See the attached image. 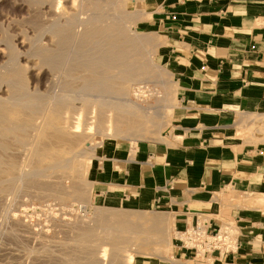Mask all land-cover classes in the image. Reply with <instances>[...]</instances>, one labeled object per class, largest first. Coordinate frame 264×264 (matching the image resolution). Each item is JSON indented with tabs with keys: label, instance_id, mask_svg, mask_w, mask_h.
<instances>
[{
	"label": "crops",
	"instance_id": "0c3cea01",
	"mask_svg": "<svg viewBox=\"0 0 264 264\" xmlns=\"http://www.w3.org/2000/svg\"><path fill=\"white\" fill-rule=\"evenodd\" d=\"M147 2V26L164 39L158 59L178 87L174 133L169 142L139 143L134 156L115 149L99 169L96 196L110 188L117 199L133 196L176 215L179 230L212 212L219 195L231 206L223 218L242 234L237 251L214 264H264V207H238V195L264 188V147L236 140L226 123L264 113V0ZM172 255L187 261L175 247Z\"/></svg>",
	"mask_w": 264,
	"mask_h": 264
},
{
	"label": "rangeland",
	"instance_id": "374dc122",
	"mask_svg": "<svg viewBox=\"0 0 264 264\" xmlns=\"http://www.w3.org/2000/svg\"><path fill=\"white\" fill-rule=\"evenodd\" d=\"M44 1H45V4L46 3L47 4L48 3H51V4L54 3V2H48V1H52V0H44ZM55 1H56V4H57V2H60V5H57L58 7L56 6V4L54 5L55 10L57 11L58 15L59 14L60 15L56 16L59 18L55 17L53 19L54 23L56 24V25L54 24L55 27H53V28L56 29V31L54 29H52V30L57 32V29H59L57 33L58 34L60 33V35L57 38V35H58L57 33L53 34L54 32H51L52 36H50L51 34L48 33L50 35H45V37H43V40H41V43L47 47V50L50 49L51 51H53L52 53L55 54V52L56 53L59 52V53H57L58 57L55 56L56 60H54V61H56V62L60 61V62H58V64H59V66L57 65L58 68L55 69L53 66L54 71L51 70L52 73H50V69H48V67L45 66L47 64L44 65L43 63H41L40 65L43 66V70H45L44 73L47 75L48 78H51V75H52L54 77V78L52 77L54 80L56 79L60 83L63 81V83L66 84V87L68 86L66 88L67 90L65 88H60L61 85L60 86L58 85V87H55L54 89H50V88L47 89L46 85L43 86V83H42V85H40V84L35 83L32 80H31L32 82H30V80H29L27 85H26L27 87L23 86L24 89L28 88V90L27 89L22 90L24 92V94L22 92L20 93L16 89V91L18 92L17 97L19 95H21V97L20 96L19 97L21 99L22 98L26 99V100H24L25 102L32 100V102H30V103H33V105H35L34 102L37 103L38 101H40V102L42 101V103H44L47 101L46 100L47 98L50 99V97L61 96L63 93L64 94L68 93L69 95L71 94L70 96L74 97V95H76L78 93V92H76V89L79 86H81V84L83 83V79L88 76V73L86 71H83L81 68H79L77 71H74L72 73L67 74V72H66L68 70L67 66L70 65L71 60H69V59L72 56V55H70V53L71 54L76 53L77 55L80 53L82 56L83 53H85L87 51L88 44H85V43L81 44L80 42L78 43L77 41H76L77 42L76 43L73 41V39L68 40V38H70L69 36H71L70 30H75V32L80 33L83 29V31L85 32V29L82 28V26L76 24V23H79V22H76V21H78L79 18L83 19L84 17L85 18H92V17L98 18L100 16L98 19L100 21L101 20L102 21L98 24V26H104L105 27V25L108 23L107 18H109L111 14L117 13V14H119V15L116 14L117 17H116V15H114V16L112 15L111 17H112V19H114V17H115V19H117V23L119 21L121 23V25L124 22V25H122L121 27H122L123 31L125 30L124 32H126V31L127 32L126 33L123 32V35H125V34L127 35L129 33L132 36L134 35L136 37H140L142 39L148 40L145 45L144 44L138 45L137 51L140 54L139 57H135V59L132 58V60H127V61H138L142 65L147 64L146 68L144 66L145 70L142 71L140 73V76L136 77V79H135V80H137V85L135 84L136 86L133 85V87L130 88L129 99H130V101H133L135 103H138L141 101V104L144 107H146L148 109H153V111L152 110L150 111L151 115L148 117V119L150 122L154 121V123L155 124L157 123L158 125L156 124V126H157L156 127V126H154L155 125L154 123H152V124L150 123L151 125L149 124V125L145 126V129L141 132V136L136 137V138L124 137L123 139L122 138L114 139V138H111L110 135L106 136V138H105L106 133L104 135L102 134L101 136L94 137L95 142H98L95 146H97V145H99V146L95 147L97 149H95V154L93 155V158L90 160L89 165H86V164L84 165V163H85L84 160H81L82 161V163H81L82 166H80L81 167V177L83 176L82 177L83 179H81V183L74 186L73 184H71L72 181H70L69 178L65 177L64 179L57 181V183H59V184H57V183L49 184V186L51 185L50 187H48L47 185H46L47 187H44V185H41V184L35 182L34 180H30L29 182L27 181V183H25L27 185H23L24 183L23 184H21V183L16 184L17 182H19L20 173L22 171L21 174H23V172H24L23 168H25L27 166L26 165L27 163H26V161H24V162H22V160L20 161V159H18L16 157L17 155L14 153H17V154L18 153L20 154V152L24 153V151L26 149H25L24 143L22 142V138L25 139L27 136L23 137V136L19 135L18 130H14V129H16V127L14 125L6 126V128H9V129H11V131L12 130L14 131V133H15L14 135L20 136L21 138L19 140H21V141H19V144L16 143L14 141L15 136H13L14 139L12 138L13 131L10 132V130L8 132L10 134L12 133V135L10 136V141H8L9 140L8 137H4L5 139H3L2 141L0 140L1 141L0 143H2V144H0V170L1 171L3 170L6 174V171L8 168L7 165H9L10 163L13 164V162H14V163H16V165L13 164V166L14 165L17 166L18 160L21 162V164L19 163L17 168L15 167V169L12 168V170H11L12 172H14V174L17 173L16 176H18V177H15V175L11 171H10L11 173L9 172L11 174L10 176L8 174L5 175L4 172L2 173L0 171V261H1L0 264H87L88 262H90L88 264H92L94 259L92 260L89 255L94 254L93 253V251H94L93 247H95L94 252L96 253L95 256H97V257L99 255H101V253L99 251L102 250L103 247L107 250L105 264H122L124 262L123 259L127 255H130V256L132 255L131 257L134 259L132 264H196L195 262L180 261L176 258L172 259V261L170 259L168 260V258H170L172 256V248L170 246H168L169 245L168 243L171 242V239L173 237L172 231H174L176 229L175 228V221H174L176 215L167 214V213H165V211H160V210H150L148 204L147 205H143V204L139 205L138 200L133 196H128L127 198L123 199L122 196L119 194L118 195L119 199H117L116 198L117 194L114 192V190L112 188H110L107 197H106V195L104 197H97L96 193H95V186L100 181V180H97V174L99 173V169L101 166H103V164L106 165L108 163V160H112L113 158H115V156H114L115 149H123V148L128 149L130 151V154L134 156L135 155L134 152L136 151L137 145L139 143H141V142H165V141L169 142V138L167 137V135H169V133L170 134L174 133V130L171 128H173V125H172L173 124V122H172L173 110H174V108L178 107V103H177V99H176L178 87L175 84V82L172 80V78L169 74V71L167 70V67L162 63V61H160L158 59V51L163 46L164 39L161 35L154 32V30L152 28H149L147 26V22H149L152 19V15L149 12V9H147V7H146L147 5H149V3L147 2V0H116V1L113 0L114 7H116V10H114L115 8H113V3H112V6H111V4L101 5L100 7H98L100 10L98 8L92 9L93 8L92 6H94V5L87 4L86 5L87 6L86 11L87 12L86 11L82 12L79 10L76 11V9H78L76 6H75V8H74V6L73 7L71 6L70 1H72V0H70V1L69 0H55ZM77 1H79V0H77ZM21 3H22L21 0H0V28H1L0 29V37L3 38L2 40L0 38V44L1 45L8 47L9 46L8 44H10L11 45L10 48H15V45H16L15 38L20 39V37L25 36V37L29 38L28 40H30V37L33 35V32L39 33L41 31H43V29H42L43 28V22H44L45 17H46L48 5L46 4V10L43 9V12L41 11L42 14L40 15V10H42L40 6H37L39 9H37L36 6H29L27 4H25V6L22 7L21 5H23V3L22 4ZM74 4H77V3L75 2ZM90 5L92 8L89 7ZM108 6H109V8H108ZM30 7H33V9H35V10L33 11V9ZM71 7L75 11V13L78 12V14L76 13L77 14L76 17L78 19L75 17V15H72L74 11H72ZM26 10L28 11V13ZM37 10L39 11V13ZM112 11H114V12L112 13ZM33 13L37 14V15H35V17H34ZM86 13H87V15H86ZM28 14H29V16H33L34 18L33 17L29 18ZM71 15L73 17H75V19H76L75 21L73 20V22L70 19L72 17ZM131 15H132V17H131ZM101 16L102 17L104 16V17L102 18ZM118 16H120V17H118ZM47 17H48V15H47ZM73 17H72V19H74ZM111 17H110V19H111ZM35 18H38V19H35ZM31 19H32V21H31ZM42 19H44V20H42ZM55 19H57L58 22H56L57 20H55ZM126 19H127V21H126ZM38 20H41L42 22L38 21ZM68 20L71 21L72 24H70V22ZM25 21L27 24L29 22H31V24L34 23V25H30V24L27 25L25 23ZM35 21H37L38 24ZM63 21H64V23H65V21H68L67 25H66V23L64 24ZM40 23H42V25H40ZM58 23L62 24V26L60 25V27H63V25L65 26V28L68 25H71L72 27H67V29H65L63 27L65 30L62 31L63 28L60 30V28L57 27ZM35 25H37V26L39 25V26L37 27ZM34 26H35V28H34ZM77 26L79 28H76ZM31 27L34 30L33 29L31 30ZM38 28H40V29H38ZM35 29H37V30H35ZM67 30H69L70 33L67 32ZM23 31L27 34V36ZM31 31H32V33H31ZM59 31H61V32H59ZM22 32H23V35H22ZM66 33H68L69 35L65 38V37H63V35L64 36L67 35ZM77 33L72 34V35H76ZM53 36H55V37L53 38ZM59 37H61V38H59ZM126 37H128V35ZM72 38H74V37L72 36ZM45 39L49 40V42ZM65 39H66V41H65ZM3 40H5V41L7 40V42L4 44V43H2ZM8 40L10 43H8ZM11 40L15 45H12L13 43L11 42ZM31 40H33V38ZM28 43H31V42L29 41ZM79 45H81V46H79ZM12 46H14V47H12ZM57 47H59V48H57ZM74 47L76 49L78 48L79 50L78 49L76 50ZM89 47H90V45H89ZM80 48H81V50H80ZM50 50H49V52H50ZM73 50H74V52H72ZM60 52H61V54H60ZM63 52L65 53V55L63 54ZM62 56L65 58H62ZM80 57H79L80 60L77 57V61L82 62V60H84V59H83V57H82V59ZM58 58H59V60H58ZM40 59L42 60L44 58L42 57ZM44 60L47 62L46 59H44ZM44 60H42V61H44ZM67 60H68V62H67ZM33 61H35V63H38L39 60L33 59ZM73 64H75V63H73ZM73 64L71 66L72 68H73ZM61 66H62V69H61ZM77 66H79V64H77ZM71 67L69 66V68H71ZM47 69L49 70V72ZM59 69H61V70H59ZM64 69H65V71H64ZM47 73H49L50 75ZM61 74H63V75H61ZM66 75H68V76H66ZM78 75L79 76L81 75V77H79L80 82L77 79ZM73 79H75V80H73ZM32 84H34V85H32ZM35 85H37V86H35ZM34 86H35V88L40 87L41 89L38 88V90H37L35 88H32ZM70 86L71 87L73 86V88H71ZM34 90L38 91V92H35ZM31 91L34 92L35 94L32 93ZM17 92L16 93L13 92V93L17 94ZM25 92L30 97L25 96L26 95ZM73 92L74 93L76 92V94H74ZM13 93L10 92V94L12 96H13ZM22 94H23V96H22ZM137 94L141 98H137V97L133 96V95H137ZM107 95H109V97H107ZM107 95H106V98H108V99L112 98V96L110 94H107ZM113 96L119 97V95H117V94L113 95ZM24 97H26V98H24ZM27 97H29V98L27 99ZM81 97H85V96H81ZM81 97L78 98L76 96V97H74V99H77V98L80 99ZM15 98H16V95H15ZM27 103L30 104L29 102H27ZM33 105L31 104V106H33ZM76 106H79V107H76L77 110L75 111V114L77 112L78 115L81 114L83 116V113L85 115V112L83 110V109H85V108H83L84 106L81 107L80 104L76 105ZM88 106H89V110L92 109L91 108L92 105L91 106L88 105ZM158 106H159V108L157 111L156 108ZM170 107H171V111H169V114H167L168 108H170ZM91 112H89V116L87 114L86 118H90V116L92 118ZM75 114H74V116H75ZM75 117L77 118V116H75ZM83 122H84V124H88V122L90 123V121L88 119H85V116H84ZM226 123H228L229 125H233L235 127L234 132H231V133H233V136L235 134L234 137L236 140L248 142V143H251V145H257V146L261 145L264 147V113L263 112L254 113V114L241 113V114L236 115L234 117V119H231V120L227 121ZM83 128L84 127H82V129ZM107 134H108V130H107ZM11 138L13 141L11 140ZM28 138H31V134L28 135ZM48 138H51L50 134L48 131H45L44 139H48ZM16 139H17V137H16ZM133 140H134V142H133ZM9 142H11V145ZM6 143H7V145H5ZM2 145H4L6 148V149L4 148V151H2L3 149H1L4 147V146L2 147ZM19 148L20 149L22 148L21 151H19L20 150ZM15 150H16V152H15ZM17 151H19V152H17ZM9 155H11L10 157L12 160L10 159ZM8 157H9V163L7 164L8 160L6 161V159ZM10 160L13 162H10ZM5 162H6V164H5ZM22 163H23V165H22ZM4 164L6 165V168H4L5 167ZM86 166H87V168H85ZM2 167L4 169H2ZM82 167H83V169H82ZM19 168L21 169L20 171H18ZM84 169H86V170H84ZM28 170L29 169H27V171ZM27 171H25L24 173H26ZM82 171H84L85 173ZM86 171H87V173H86ZM2 174H4V175H2ZM58 175L56 177H59L61 174L59 176ZM6 179L10 180V182H8V180L6 181ZM4 181H6L8 183L5 184ZM31 181H32V183L34 182L33 183L34 185L31 184ZM48 181H49V179H48ZM1 183H3V184H1ZM11 183H13V184H11ZM40 185H41V187H40ZM52 185H54V186H52ZM84 185H86V186H84ZM73 187H74V189H72ZM46 188L48 190H45ZM52 188H53V190H51ZM57 188H59V190ZM35 190H37V191H35ZM75 195H77V198L79 196H81V198L77 199V198H75L76 197ZM218 196L219 195H216L215 196L216 198L213 199V201H212L213 202V211L208 212L209 214H205V215L211 219L214 218V219H217L218 221H222V222L227 221L228 222V220H225L223 218V216L225 215V213L227 212V210L231 206H229L226 203H223L221 205L222 202L216 200V199H218L217 198ZM238 196L241 197V200L239 199V197L237 198V199H239L238 200V207H247L250 209H255V208L259 209L260 207H264V188L257 191V192H255V191H247L246 192L245 191L244 193H242ZM219 204L221 205L222 209H220ZM101 212L102 213L108 212L110 214L113 213V214H122L124 216H129V218H127V219H129V222H131V223H129V225L131 224V227L133 229L131 227H129L130 230H128V231H131V232H127V230L122 231L120 229L122 233L120 232V230L117 229V233H118L117 234L115 232L116 230L113 229V227L116 224L112 225L113 227H111V224H108V223L113 224V222L115 223L116 218H114L113 216H110L112 221L110 220V218H108L109 220L101 218V220H108L109 222H107V223L103 222L102 223V221H101L99 223L100 220L97 218V215ZM5 214H7V215H5ZM158 216H163L162 223H160V221H157L156 217H158ZM80 219H81V222H80ZM113 220H115V221H113ZM73 221H74V223H73ZM86 223H87V225H86ZM79 224H80V226H79ZM155 224L157 225V228H159L163 233L164 241L161 243L159 242L158 239L162 238V237H160L162 235L156 234L155 233L156 228L154 229L153 227H151ZM88 226H89V228H88ZM84 227H86L85 229L87 231V234H88V232L89 233L91 232L89 237L83 236V233L85 231H82V230H84ZM104 228H105V230H104ZM106 228H109L108 230H110V231L112 230V232H111L112 234L108 233V230L106 231ZM150 228H152V229H150ZM132 231H134V232H132ZM113 232H115V233H113ZM135 232H138L139 234L136 235ZM132 233H134V234H132ZM100 234H101V236H100ZM88 238H89V240H88ZM92 239L95 241V244L93 243L94 241ZM102 239L107 240V241H104ZM101 241L106 242V244L104 242L101 243V244H103L102 245L103 247L99 245ZM89 242H91V243H89ZM108 242H109V244H108ZM88 244H91L94 246H90ZM116 244L118 245V247L116 246ZM86 246H87V248H86ZM97 246H99V247H97ZM113 246H114V248H113ZM110 247L112 250L110 249ZM128 249H129V251H128ZM91 250H92V252H91ZM96 250L99 253H97ZM124 250H127L128 253H127V251L125 253ZM112 251L114 254L111 255ZM97 254H99V255H97ZM110 258L112 261L110 260ZM113 259H115L116 261ZM107 261H108V263H107ZM94 262L96 264H98L97 260H94ZM95 263H93V264H95Z\"/></svg>",
	"mask_w": 264,
	"mask_h": 264
},
{
	"label": "bare ground",
	"instance_id": "6f19581e",
	"mask_svg": "<svg viewBox=\"0 0 264 264\" xmlns=\"http://www.w3.org/2000/svg\"><path fill=\"white\" fill-rule=\"evenodd\" d=\"M114 1H116V0H114ZM21 2L23 3V5H21L22 7H24L25 4H27L29 6H36V7L40 6L42 9V10H40V15L42 14L43 9L46 10V4L47 3L45 4L44 0H21ZM48 2H54V3H52V4L48 3L47 4L48 6H47L46 17H45V20L42 19V20H44L43 28H42L43 31L39 32L40 34L33 32V35L30 37V40H28L29 38H27L25 36L20 37V39L15 38L16 45L11 40V42L13 43V44L12 43L11 44L15 45V48H10L11 45L8 44V43H10L9 40L7 43L9 45L8 47L0 44V62L2 63V64L0 63L1 64L0 65V140L2 141L3 139H5L4 137H8L9 138L8 141H10V136L12 135V133L10 134L8 132H9V130H10V132H12L13 130L11 131V129L6 128V126H8V125H14L16 127V129H14V130H18L19 135H21L23 137L27 136L25 139L22 138V142L24 143V146L26 149V150L24 149L25 150L24 153L20 152V154L22 153L20 155L19 153L17 154V153L13 152L14 154L17 155L16 157L18 159H20V161L21 160H22V162L26 161L27 166L25 168H23L24 172L27 171V169H29L26 173L23 172V174H21L22 173V171H21L20 176H19V182H17L16 184H18V183L23 184L24 183L23 185H27V184H25V183H27V181L29 182L30 180H34L35 182H37L41 185H44V187H47V186L50 187L51 185L49 186V184L57 183V181H60L61 179H64L66 177V178H69L70 181H72L71 184L76 186L77 184L81 183V179H83L82 178L83 176L81 177V167H80V166H82L81 160H84V162H85V163L83 162L84 165L85 164L89 165L90 160L93 158V155L95 154V149H97L95 147L99 146V145L95 146L98 142H95L94 137L101 136L102 134L104 135L106 133L105 138H106V136H109V135L111 138H114V139H116V138H122L123 139L124 137L136 138V137L141 136V132L145 129V126L149 125L150 123L151 124L154 123V121L150 122L148 119V117L151 115L150 111L151 110L153 111V109H148V108L144 107L141 104V101L138 103H135L133 101H130V99H129L130 88H132L133 85L134 86L137 85V80H135V79H136V77L140 76V73L142 71L145 70L144 66L146 68L147 64L145 65L143 63L144 65H142L138 61H127V60H132V58L135 59V57H139L140 54L137 51L138 45L139 44L145 45L148 40L142 39L140 37H136L134 35L132 36L129 33L127 34L128 37H126L127 36L126 34H125L126 36L123 35V32L125 30L123 31L121 26L124 25V22L121 25V23L119 21L117 23V19H115V17H114V19H112V17H111L112 15L114 16L117 13L111 14L110 15L111 19H110V17L107 18L108 23L106 22L107 24L105 23L106 25L104 24L105 25V27H104V26H98V24L102 21V20L100 21L98 19L100 16L98 18L97 17H92V18H85L84 17L83 19L82 18L78 19L76 17L78 12H76L77 13L76 14L75 11L72 9L73 6H74V8L76 6L78 8V9H76V11L79 10V11L83 12V11H86V8H87L86 5L87 4H92V5H94V6H92L93 8L91 7V5L89 7H91L92 9H97L98 7H100L101 5H104V4H107V5L111 4V6H112V3H113V8H115L114 10H116V7H114L113 0H103V1L102 0H79V1L72 0V1H70L71 6H72L71 9H72V11H74L72 15H75V17L78 19V21H76V22H79L76 24L82 26V28L85 29V32L82 29L83 32L82 31L80 33L78 32L80 34L79 35L77 32H75V30H70L71 36H69L70 38H68V40L73 39L74 42L77 41L78 43L80 42L81 44L82 43L88 44V47H87L88 49H87V51L85 50L86 52L84 51L85 53H83L82 56L80 53L78 55L76 53H74V54L70 53V55H72L71 58L69 59L67 57L69 60H71L69 66L71 67L73 63H75L76 65L73 64V68L72 67L69 68V66L66 65L68 67V70L66 72H67V74H69V73L77 71L79 68H81L83 71H86L88 73V76L83 79V83L81 84V86H79L76 89V92H78V93L76 94V92L75 93L73 92L74 94H76V95H74V97H76V96L78 98L81 96H85V97H81L80 99H78V98L74 99L73 96H70L71 94L69 95L67 93L68 94L67 95L66 93L65 94L63 93L61 96L55 95L56 97H50V99L47 98L46 99L47 101L44 103H42V101L41 102L38 101L37 103L34 102L35 105H33V103H30V102H32V100H29L27 102H29L30 104H28L27 102L24 101L26 99L20 98L21 95H19L20 97L19 96L17 97V95H18L17 91H19L20 93L22 92L24 94V92L22 91L24 89L23 86L27 87L26 85H27L29 80H30V82L34 81L35 83L40 84V85H42V83H43V86L46 85L47 89L48 88L54 89L55 87H58V85L59 86L61 85L60 88L66 89L68 87V86L66 87V84L63 83V81H62L63 79L61 80L62 82L60 83L56 79H55L56 80L55 81L53 79L54 77L52 75H51V78H48L47 75L44 73L45 70H43V66L40 65L41 63H43L44 65L47 64L45 66H47L48 69H50V73H52L51 70H53L54 68L55 69L58 68V66H59L58 62H60V61H58V62L54 61V60H56L55 56H57V53H59V52L56 53L54 51L55 52V54H54V53H52L53 51H51L50 49H49L50 50V52H49V50H47V47L41 43V40H43V37H45V35H50L51 32H54L53 34H55L59 30V29H57V32H55L56 29L53 28V27H55L54 26L55 23H54L53 19L56 16L60 15V14L58 15L57 11L55 10L54 5L56 4V1L52 0V1H48ZM75 2L77 4H74ZM57 5H60V2H57L56 6ZM109 6H108V8H109ZM30 8L33 9V7H30ZM37 9H39V8L37 7ZM34 10L35 9H33V11ZM113 12L114 11H112V13ZM27 13H28V11H27ZM38 13H39V11H38ZM35 15H37V14H34L33 16L35 17ZM47 15H48V17H47ZM86 15H87V13H86ZM117 15H119V14H117ZM117 15H116V17H117ZM28 16H29V14H28ZM33 16H29V18L30 17L32 18ZM72 17L70 19L73 22V20L75 21L76 19H75V17H73L74 19H72ZM118 17H120V16H118ZM131 17H132V15H131ZM56 18H59V17H56ZM35 19H38V18H35ZM55 20H57V19H55ZM31 21H32V19H31ZM38 21H41V20H38ZM68 21H65L66 25H67ZM71 21H69L70 24H72ZM126 21H127V19H126ZM35 22H37V21H35ZM56 22H58V20ZM25 23H26V21H25ZM63 23H64V21H63ZM28 24L34 25V23L31 24V22H29ZM37 24H38V22H37ZM40 25H42V23H40ZM60 25L62 26V24H59V23L57 24V27H59L60 30L63 27L65 28L64 25H63V27H60ZM35 26H37V25H35ZM35 26H34V28H35ZM67 27H72V26L68 25ZM67 27L65 29H67ZM64 28L62 31L65 30ZM76 28H79V27L77 26ZM32 29L33 28L31 27V30ZM38 29H40V28H38ZM52 29H54L55 31ZM35 30H37V29H35ZM70 31L67 30V32H69V33H70ZM23 32H22V35H23ZM59 32H61V31H59ZM126 32H124V33H126ZM31 33H32V31H31ZM48 33H50V34H48ZM75 33H77V34L72 35ZM66 34L67 35H65V36L62 34L63 37L66 38L69 35L68 33H66ZM59 35H60V33L57 35V38ZM26 36H27V34H26ZM50 36H52V34ZM72 36L74 38H72ZM54 37L55 36H53V38ZM61 37H59V38H61ZM32 38H33V40H31ZM2 39L3 38H1V40ZM45 40H47V39H45ZM4 41L5 40H3L2 43L5 44L7 42V40L5 42ZM29 41L31 43H28ZM47 41L49 42V40H47ZM65 41H66V39H65ZM89 45H90V47H89ZM79 46H81V45H79ZM12 47H14V46H12ZM57 48H59V47H57ZM80 50H81V48H80ZM72 52H74V50ZM60 54H61V52H60ZM63 54L65 55L64 52H63ZM42 57L44 59H46L47 62L44 59H42V60H44V61H42L40 59ZM77 57H78V59H79V57L81 59L83 57L84 60H82V62L77 61ZM62 58H65V57L62 56ZM33 59H38L39 64L35 63V61H33ZM58 60H59V58H58ZM67 62H68V60H67ZM77 64H79L80 67L77 66ZM53 66H54V68H53ZM61 69H62V66H61ZM61 69H59V70H61ZM64 71H65V69H64ZM48 72H49V70H48ZM47 74H49V73H47ZM61 75H63V74H61ZM66 76H68V75H66ZM79 77H81V75L80 76L78 75V78H77L78 81H79ZM75 79H73V80H75ZM34 84H32V85H34ZM35 86H37V85H35ZM35 86L32 88H35ZM38 88L41 89L40 87H38ZM38 88H35V89L38 90ZM71 88H73V86ZM16 89H17V91H16ZM26 89L28 90V88H25L24 90H26ZM15 91L17 92V94H14V93H16ZM10 92H12V93L14 92L13 93L14 97L10 94ZM35 92H38V91H35ZM32 93H34V92H32ZM23 94H22V96H23ZM105 94L106 95L110 94L112 96V98L111 99L106 98ZM116 94L119 95V97L113 96ZM15 95H16V98H15ZM25 96H29V95H27V93H26ZM133 96L137 97V98H141L138 94L133 95ZM29 97H27V99ZM107 97H109V95H107ZM24 98H26V97H24ZM31 104L33 106H31ZM79 104L81 105V107L84 106L83 108H85V109H83L85 112V115L83 113V116L81 114L78 115L77 112H76L77 115L75 114V111L77 110L76 107H79L76 105H79ZM88 105H90V106L92 105L91 106L92 109H90L92 112L89 110ZM158 108H159V106L156 108L157 111H158ZM169 111H171V107L168 108L167 114H169ZM89 112L92 113V118H91V116H90V118H86L87 114L89 116ZM74 114H75V116H77V118L74 116ZM84 116H85V119H88L90 121V123L88 122V124H84V122H83ZM156 124L154 126H156ZM82 127H84V128L82 129ZM107 130H108V134H107ZM45 131L49 132L51 138L44 139ZM14 134L15 133L13 131L12 138H13V136H15V139L14 138L13 139L16 143L19 144V141H21L19 139L21 137L16 136ZM29 134H31V138H28ZM16 137H17V139H16ZM12 138H11V140H12ZM134 140H133V142H134ZM11 142H9L10 145H11ZM0 144H2V143H0ZM5 145H7V143ZM3 146L4 145H2V147ZM4 148H5V146L3 148H1V149H3L2 151H4ZM21 149L19 151H21ZM19 151H17V152H19ZM15 152H16V150H15ZM10 156L11 155H9V157ZM9 157L6 159V161L8 160L7 164L9 163ZM10 159H11V157H10ZM11 160H10V162H13ZM18 161H17V163H18L17 166L19 165V163L21 164V162L20 161L18 162ZM5 164H6V162H5ZM13 164L16 165V163H14V162H13ZM13 164L10 163L9 165H7L8 168H7L6 174H8L9 176L11 175L10 173L12 172L11 171L12 168L13 169H15V167L17 168V166H15V165L13 166ZM22 165H23V163H22ZM4 168H6V165ZM4 168L2 167V169H4ZM85 168H87V166ZM82 169H83V167H82ZM20 170L21 169L19 168L18 171H20ZM84 170H86V169H84ZM1 172L3 173L4 171L2 170ZM82 172H84V171H82ZM12 173L14 174V172H12ZM86 173H87V171H86ZM4 174H5V172H4ZM4 174H2V175H4ZM16 174L17 173L14 174L15 177H18V176H16ZM58 174L59 175L61 174L62 176L60 175L61 176L60 177ZM57 175L59 177H56ZM47 178L49 179V181ZM7 180L8 179H6V181ZM10 180H8V182H10ZM6 181H4L5 184L8 183ZM33 183L31 181L32 185H34ZM1 184H3V183H1ZM11 184H13V183H11ZM57 184H59V183H57ZM41 185H40V187H41ZM52 186H54V185H52ZM84 186H86V185H84ZM57 189L59 190V188H57ZM72 189H74V187ZM45 190H48V189L46 188ZM51 190H53V188ZM35 191H37V190H35ZM75 196H76L75 198H77V195H75ZM78 198L80 199L81 196H79ZM5 215H7V214H5ZM110 216H113L114 218H116L115 223L114 222H113V224L108 223V224H111V227H113L112 225L116 224L113 227V229L116 230L115 231L116 233H117V229L118 230L121 229L122 231L127 230V232H131V231H128V230H130L129 227H131V224L129 225V223H131V222H129V219H127V218H129V216H124L122 214H113V213L110 214L108 212H106V213L101 212L97 215V218L100 220L99 223L101 221H102V223L103 222L107 223V222H109L108 218H110V220H111ZM101 218L108 219V220H101ZM156 218H157V221H160V223H162L163 216H158ZM115 220H113V221H115ZM80 222H81V219H80ZM73 223H74V221H73ZM86 225H87V223H86ZM79 226H80V224H79ZM151 227H153L154 229L156 228V231L154 230L156 234L162 235V236H160L162 238H160L158 240L160 243L163 242L164 238H163L162 231L159 228H157L156 224L151 226ZM85 228L86 227H84V230H82V231H85L83 233V236L89 237L91 232L90 233L88 232V234H87V231ZM88 228H89V226H88ZM108 229L109 228H106V231ZM150 229H152V228H150ZM104 230H105V228H104ZM121 230H120V232H121ZM174 231H172L173 237L175 235ZM111 232H112V230L111 231L108 230V233H111ZM115 232H113V233H115ZM132 232H134V231H132ZM135 233H136V235L139 234L138 232H135ZM132 234H134V233H132ZM100 236H101V234H100ZM173 237H172V239H173ZM172 239H171V242H169V243L167 242L169 244L168 246H170L171 248L174 247ZM88 240H89V238H88ZM102 240H104V239H102ZM104 241H107V240H104ZM104 241H101L99 245L102 246L103 244H101V243ZM89 243H91V242H89ZM93 243L95 244V241ZM104 243L106 244V242H104ZM108 244H109V242H108ZM117 244H116V246L118 247ZM88 245L94 246L91 244H88ZM87 246H86V248H87ZM97 247H99V246H97ZM93 248L95 251V247H93ZM113 248H114V246H113ZM110 249H111V247H110ZM94 251H93L94 254L89 255L91 257V259L97 260L98 264H105L107 250L103 247V249L99 251L101 253V255L97 254V255H99L98 257L95 256L96 253ZM124 251L126 253L127 250H124ZM128 251H129V249H128ZM128 251H127V253H128ZM91 252H92V250H91ZM96 252H97V250H96ZM99 252H97V253H99ZM112 254H114L113 251H112L111 255ZM131 256L130 255L125 256V258L123 259L124 262L122 264H132L134 259ZM169 259L172 261V259H174V256L172 255L170 258H168V260ZM94 260H93V263H95ZM110 260H111V258H110ZM113 260H115V259H113ZM184 262H190V261H184ZM88 263H90V262H88ZM107 263H108V261H107Z\"/></svg>",
	"mask_w": 264,
	"mask_h": 264
},
{
	"label": "built area",
	"instance_id": "2783aa9c",
	"mask_svg": "<svg viewBox=\"0 0 264 264\" xmlns=\"http://www.w3.org/2000/svg\"><path fill=\"white\" fill-rule=\"evenodd\" d=\"M191 224H184L176 230L173 237L174 247L187 255V261L196 264H214L217 259L234 254L239 247L241 230L234 221H219L212 228L213 220L205 214H195Z\"/></svg>",
	"mask_w": 264,
	"mask_h": 264
}]
</instances>
